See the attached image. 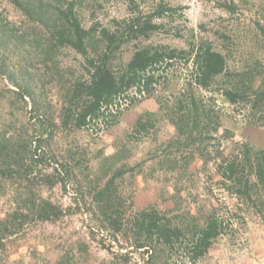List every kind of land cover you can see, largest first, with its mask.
Segmentation results:
<instances>
[{
    "label": "rangeland",
    "instance_id": "1",
    "mask_svg": "<svg viewBox=\"0 0 264 264\" xmlns=\"http://www.w3.org/2000/svg\"><path fill=\"white\" fill-rule=\"evenodd\" d=\"M22 1L36 13L29 16L12 0H0V137L21 126L32 129L35 118L46 120L45 126L53 122L55 135L46 147V160L52 165L45 164V171L57 166L50 159L53 156L58 164L69 167V178L80 186L79 191L72 182L65 187L41 188L44 197L64 207L71 205L74 212L55 221L25 225L0 249V264H264V204H243L221 187L220 157L209 162L196 157L186 166L190 148L178 150L169 142L175 129L168 111L191 79V62L173 59L170 65H158L153 71L155 81L147 89L129 88L89 127L61 128L59 114L65 93L75 78L87 77L85 61L69 47L46 49L53 23L48 10L58 3L65 6V0ZM226 3L233 10L223 7ZM39 4L40 12L36 10ZM159 4L171 8L152 17L160 27L124 43L112 68L119 70L137 46L186 49L201 41L210 43L225 55L233 75L217 76L206 89L193 86L221 118L222 127L215 133L216 139L209 140V147L216 148L220 142L221 150L228 153L240 143L262 146L264 124L249 123L250 109L230 104L221 93L239 78L235 73H241L245 82L252 78L254 88L264 80V0H81L76 12L85 27L97 23L122 30L124 20L148 17ZM24 88L30 96L21 99L16 92L23 93ZM144 113L151 122L148 129L132 131ZM165 151L181 160L173 171L159 163ZM120 165L126 167L116 179L125 214L153 205L174 223V219L194 216L202 220L209 212L215 213L222 222L220 234L202 257L189 260L180 242L172 248L160 246L150 257V252L130 245L127 228L113 240L111 233L94 225L86 211L92 207L88 187L95 184L105 166L108 177ZM257 195L264 200V190ZM7 198L0 196V214L13 205Z\"/></svg>",
    "mask_w": 264,
    "mask_h": 264
},
{
    "label": "trees",
    "instance_id": "2",
    "mask_svg": "<svg viewBox=\"0 0 264 264\" xmlns=\"http://www.w3.org/2000/svg\"><path fill=\"white\" fill-rule=\"evenodd\" d=\"M12 1L29 16L36 13L29 10L22 0ZM65 1L64 6L56 0L58 4L52 7V11L48 10L53 14V23L46 49L47 52L60 47L73 49L83 57L87 77H77L72 81L60 108L58 125L69 130L89 127L110 111L116 98L129 88L147 89L155 81L153 71L158 65H170L173 59L190 61L193 66L191 79L174 97L168 111V119L175 129V135L169 142L178 150L190 148L189 155L185 156L186 166L196 157L204 162L216 161L220 157L217 168L221 187L243 204L251 202L256 205L257 201L264 204L261 195L255 196L259 190H264V144L240 143L228 153L221 150L220 142L216 148L209 147V140H215V133L222 127L221 118L194 92L193 86L206 89L217 76L233 75L228 70L225 55L203 41L186 49L164 45L137 46L120 69L114 70L111 63L122 45L158 29L160 24L154 23L152 17H160L171 8L159 4L154 14L144 18L134 16L124 20L122 30H112L108 26L99 27L97 23L83 26L76 12V4L81 0ZM223 7L233 10V6L227 3ZM36 10L40 12L42 5L39 4ZM234 75L239 78L232 80L221 95L230 104L248 107L249 123L264 124V80L261 86L254 88L252 78L245 82L241 73ZM22 90L23 93L16 92L21 99L25 95L30 96L27 88ZM147 115L144 113L137 118L132 131L148 129L151 122ZM45 121L35 118L31 123L33 130L27 125L21 126L17 132L0 137V196L6 195L8 201L13 202L0 214V249L25 225L55 221L74 212L71 205L64 207L40 193L41 188H52L57 184L65 187L72 182L77 191L80 186L69 178V167L65 168V163L58 164L53 156L50 159L57 162V166H49L52 170L45 171L46 165H52L46 160L49 157L46 147L55 135L53 122H47L45 126ZM172 153L165 151L159 162L170 171L175 170L181 161ZM129 169H134V166ZM108 172L105 166L95 177V184L88 187L92 207L86 211L95 220L94 225L111 233L113 240L116 233L127 228L130 245L150 252V257L160 246L172 248L180 242L184 243L189 260L195 261L208 251L220 234L222 222L213 211L202 220L191 216L189 220L174 219V223L153 205L125 214L116 179L126 172V167L118 166L107 177ZM103 177L106 179L102 180ZM10 186L11 193H6Z\"/></svg>",
    "mask_w": 264,
    "mask_h": 264
}]
</instances>
